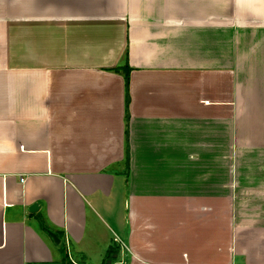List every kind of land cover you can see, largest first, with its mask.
I'll list each match as a JSON object with an SVG mask.
<instances>
[{"label":"crops","instance_id":"0c3cea01","mask_svg":"<svg viewBox=\"0 0 264 264\" xmlns=\"http://www.w3.org/2000/svg\"><path fill=\"white\" fill-rule=\"evenodd\" d=\"M64 245L264 264V0H0V264Z\"/></svg>","mask_w":264,"mask_h":264},{"label":"rangeland","instance_id":"374dc122","mask_svg":"<svg viewBox=\"0 0 264 264\" xmlns=\"http://www.w3.org/2000/svg\"><path fill=\"white\" fill-rule=\"evenodd\" d=\"M119 209V213H120V211H121V207H119L118 208ZM116 220L117 219H109L108 221H109V223L114 227V228H116L121 234H122V227H120L119 225H118V222H116ZM119 223H120V225H121V221H119ZM111 228H110V236L112 235V238L115 240V242L116 243H118V244H116V245H118V246H120V247H124V245L122 244V240L120 239V238H118L116 235H114V233L112 232L111 233ZM124 249H125V247H124ZM73 252H72V249H69V250H67V247H66V245H64V246H62L61 247V250H60V252L58 253L59 255H60V257L62 258V261H61V259H60V257H58L57 259H59V260H57V262L56 263H52V264H65L64 262H63V259L64 258H66L67 260L69 259V258H73L72 256H73V254H72ZM110 255H109V258L108 259H106V261L105 262H109V260L110 259H112L113 260V258L111 257V253H109ZM69 255H70V257H69ZM72 255V256H71ZM77 256V255H76ZM111 257V258H110ZM94 260H96V257L94 258ZM115 260H117V258L116 259H114V261ZM118 263V262H117ZM122 263V262H121ZM120 263V264H121Z\"/></svg>","mask_w":264,"mask_h":264},{"label":"trees","instance_id":"16d2710c","mask_svg":"<svg viewBox=\"0 0 264 264\" xmlns=\"http://www.w3.org/2000/svg\"><path fill=\"white\" fill-rule=\"evenodd\" d=\"M123 69L125 70V75H126V77H128V76H129V70H130V67H128V65L126 64V66L123 67ZM118 70H119V69H118ZM115 251H116L115 249H112L111 253H112V252H115ZM63 262H64L65 264H74L73 262H71L70 260H67L66 258L63 259Z\"/></svg>","mask_w":264,"mask_h":264},{"label":"built area","instance_id":"2783aa9c","mask_svg":"<svg viewBox=\"0 0 264 264\" xmlns=\"http://www.w3.org/2000/svg\"><path fill=\"white\" fill-rule=\"evenodd\" d=\"M22 180L24 181V179H22ZM122 244L125 246V248L127 247L125 243L122 242ZM71 260H72V262H73L74 264H77L76 261H74L73 259H71Z\"/></svg>","mask_w":264,"mask_h":264},{"label":"water","instance_id":"95a60500","mask_svg":"<svg viewBox=\"0 0 264 264\" xmlns=\"http://www.w3.org/2000/svg\"><path fill=\"white\" fill-rule=\"evenodd\" d=\"M54 238H56V235L54 233H51Z\"/></svg>","mask_w":264,"mask_h":264}]
</instances>
